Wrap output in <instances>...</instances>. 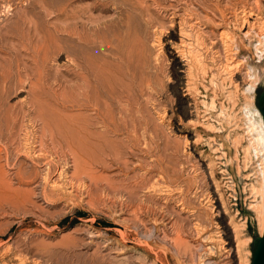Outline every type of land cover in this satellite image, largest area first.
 <instances>
[{"label": "rangeland", "instance_id": "374dc122", "mask_svg": "<svg viewBox=\"0 0 264 264\" xmlns=\"http://www.w3.org/2000/svg\"><path fill=\"white\" fill-rule=\"evenodd\" d=\"M2 1L6 3H3ZM54 1L55 4L58 5V8L61 7V5L63 4L62 0ZM130 1L132 3H130L129 0H113V2L112 0H73L72 3L67 6L65 12H58L57 9H54L55 13L52 12L53 10H51L50 13H47L36 6V4L39 2L38 0H0V14L3 15H0V33H4L3 36L6 35L2 39L0 38V42L3 41L2 43H0L2 46H0V264H202L203 259L207 260L206 262H212L211 264H213L214 262L217 264H241L235 254L232 258L224 259V257L226 256L225 255L218 256L216 259H211V261L208 260L209 256L206 255V250H208L209 248V241L206 239V236L208 235V232L214 233L216 231L215 224L217 223V219L215 217L216 215L211 213V210L209 208L210 206L207 207L205 205L207 201V199L205 198L207 192L205 191H208V188L212 191L215 189L213 185V178L220 184V189L224 193L226 200L229 201L230 206H232L233 210H239L238 219L241 221V223L243 222L245 224L244 236H246V238L249 237L251 239L248 245L246 246L245 251L243 252L245 261L243 260L242 264H252L256 242L261 237V234L257 215L250 208V204L253 203L254 200V197L250 191V186L251 184L255 183V164L254 161H248L246 159V155L244 152V120L241 108L242 104L245 102L243 90L248 86L249 81L247 78V64L255 66L260 76L259 83L256 86L252 98L253 105L258 110H260V108L264 105V58L261 61H258L254 49V43L257 37L254 36L253 33L249 36L245 35L244 32L247 31L248 28L243 31L239 27V18L242 15L243 10H245L246 12H253L252 17L249 18L250 21H248V24H250V22L254 21L255 19L257 20L258 18V20L264 21V0H220L221 3L223 2L221 4V9L223 11L222 20L217 15V0H133L134 2L132 0ZM183 1L185 3H183ZM159 2L160 6H157ZM10 3H12V5ZM96 3H105L108 9L110 10L106 12H99V10H90V8H92ZM111 3L113 4L110 5ZM200 3L202 6L200 5ZM114 4H116V6ZM125 4L128 6H126ZM133 4H135L136 6ZM163 5L166 8L163 7ZM167 6L169 7L168 9ZM173 6L176 7L175 10L174 8H172ZM203 6H205L206 8ZM124 7L125 10L127 9V12L125 11L126 15L122 21L119 20V13ZM140 7L141 12H143V15L141 13H139V15L137 14L140 11ZM192 7H194L195 9H193ZM131 8L133 10H131ZM25 10L28 11L25 12ZM30 10L32 11V13ZM136 11L138 12L136 13ZM91 12L92 15H94L95 17L101 16L100 21H107V24L103 25L98 30L99 32L97 31L95 33L97 40L102 41V44H95V46L90 49L87 48L85 50H81H83V52L85 51V53L87 51V54H84L86 56L90 55L88 57L90 59L92 58V61L95 62V64H102V66L100 65L99 67L105 69H102L104 72L109 70V73L112 74L114 78L117 76L116 78L118 79L120 76L122 77V75L126 73L125 63L128 62V65L130 63L129 66L132 69L131 71H129L131 72V78L122 77V80H120L121 78H119V81L116 79L114 80V87L117 86L116 90H119L118 84L120 83L125 85L124 90L126 92L120 93V98L117 97L115 98V100L112 101V113H110V115L113 114L115 116V121H113V115L112 117L110 116V121H112L113 123L110 122V124L108 125V131L107 128H104L101 123L96 125L97 122H100L99 119L101 115H99L100 117H98L97 110H95V108L90 105V100H88L90 94L88 93V90L84 88L83 80H81V78H78L79 80L75 79L76 77H81V70L76 67L74 62H72V64L69 58L67 60V54H65L66 52L61 51L59 55H54V58L53 55H50V57L45 56L46 51L44 53L45 55H42L44 52L42 50L45 49V46H47L49 42H52L50 44L51 46L53 45L52 47L58 44V46H56L55 48H64L70 45L67 39L62 38L65 33H57L55 31V28L61 30V28H63L62 26L65 27L66 25H71V27H78L79 29H82L83 26H94L96 22H92L88 18L86 19V16L88 17L89 13ZM173 12H176V14H178L174 16L176 18V25L174 27V29L176 30V37H174L173 40L179 41V37H177L179 36V28L177 24V22L179 21V17H183L185 21H187V27L190 30L192 29V33H195L197 29L200 30V32H204L203 34L205 36L207 44L209 47H211L209 48L208 52V54L210 53L208 56V62L213 67V73H216V68L215 66H213L215 64V62L213 63V61L216 60L214 52H216V50L218 49V46L216 47V43L217 41L220 42L218 37L221 31L224 30L226 33L229 34V36L234 37V42L235 44H237V49L233 50V52H231V49H234V47L230 45V43L232 44L231 40L227 41V39H225L226 45H228L226 46L227 48L221 45V48L219 47L222 52H225H223L224 54L222 53V59L224 58L223 60L227 61V59L230 58L229 61H232L233 64L238 62L239 67L234 73L235 77L233 76L236 80L233 79L229 81V78H226V76L228 75L227 74L225 76L226 80L223 81V85L221 86V90V87H217V89L210 83V80L213 77L211 76V74L209 79L205 81L207 89L201 86V91L203 92V94L199 96H194V100H191L189 102L191 103L190 111L194 112L193 116H195L192 118V122L190 119H188L191 116L188 117L183 115V117L179 113V108L182 103L186 106L187 109H189L188 103H186V86L185 84H177L178 73L176 70H174L172 61L167 59V52L171 51V47L164 40V32L168 34L167 28L168 31H171L169 23L173 18ZM195 12L197 16L195 15ZM213 12L214 14H212ZM103 13L104 15H102ZM132 14L133 17H131ZM146 14L151 18H148ZM213 15L217 17H214ZM128 16L129 18L131 17L130 21L127 18ZM126 18L128 20V23L127 21L124 22ZM21 19L24 20V25H26L29 21L27 25H29L31 29L29 27L28 29H26L27 26L25 27L22 24L23 21ZM145 19L147 22L145 21ZM150 19L152 20V22L150 21ZM34 20L36 21V23ZM156 20L157 22H155ZM160 20L161 22H159ZM85 21L88 22L86 23ZM71 22L73 24L75 22L74 26ZM219 22L221 25H219ZM129 23L130 25L132 23V25L130 26ZM161 23L163 28L160 25ZM192 25H194V27ZM11 26L12 28H10ZM34 26L39 27L38 29L40 30V32L36 31ZM127 26L130 30H132L131 32L127 28ZM15 28L18 32L20 31V35L18 34ZM164 28L166 29L163 31ZM2 29L8 30H5L7 33ZM20 29L22 31L24 29V34H22L23 32ZM26 30L28 31V33ZM9 32L12 33L10 34ZM13 34H17V36ZM26 34H28L27 36H29L30 38L27 37ZM58 34L59 36H63L59 37ZM22 36H24V38ZM45 37L47 41L45 40ZM54 37L57 39H55ZM129 37H131V39ZM217 38L218 40H216ZM22 39L25 40L22 41ZM28 39L30 42L28 41ZM160 39L164 41L163 48L159 47L161 45H158V42L161 41ZM213 40L216 41L215 44L213 43ZM103 44L106 45L103 46ZM13 47H15L16 49ZM39 47L41 48V50ZM111 47L112 49H110ZM32 49H34V51ZM135 52L136 54L134 55ZM230 53H233V55H231ZM4 55L6 58L4 57ZM115 55L117 56V59ZM126 56L128 58H126ZM97 57L99 60L97 59ZM225 57L227 59H225ZM41 59L42 61H40ZM45 59L47 62H45ZM126 59H129V61L131 62ZM115 61L117 63H115ZM226 61H223V63L226 64ZM110 62L111 64H109ZM142 63L144 64V66L142 65ZM4 65H7L6 67L8 68H6ZM67 67L69 69H67ZM75 72H79V74L77 73L75 75ZM132 72L135 73L134 76ZM9 73L11 76L8 75ZM138 74L140 76H138ZM4 75L6 78L4 77ZM8 76L10 77V79H12L11 81ZM3 77L8 80L6 81ZM132 78L134 79V81L132 80ZM20 79H22L21 81H23L21 82V84H25H22L24 86L17 84V82H20ZM125 79H130V81L133 82V86H131L132 84L128 83V86L130 85L131 87H127L126 83L128 81L125 82ZM80 80L82 81V84H77V81L80 82ZM138 80L139 82L141 81V85L138 84ZM234 81H236V84H234ZM38 82H40V84ZM134 82L136 86L134 85ZM2 83H4V85H6L7 83L8 87L11 83V85L13 86L11 87V89L9 88V90L13 91L7 93L8 95H6V93L2 91L4 86ZM30 83L34 84L35 86L32 87L33 85L31 86ZM136 83L139 86H142L143 88H139ZM14 85L18 86L16 87ZM157 85L159 87H157ZM27 86L28 88L30 87L33 92L36 88V93L34 92V95H32L33 92L31 90L25 89L27 88ZM14 87L18 89H15ZM130 89L134 90V93L132 92V90L129 92ZM135 89L138 91H136ZM24 90L28 91L26 92ZM42 90H44V92ZM63 91H65L66 94H64L65 92L63 93ZM40 92L43 96L40 95ZM28 93L32 97H35L36 94L37 97L41 96L39 98H35L38 99V101H42V99L43 101H45L44 103L47 106H43V108H45V111L47 112V115L50 116V118L54 117V119H56L57 117L58 119L61 114L60 119H58L59 121L56 120L53 122L54 119L52 120L53 124L51 127L53 132H56L54 140L51 139V136L48 133L49 128L47 127L46 129V127H44V129L47 130L46 133L45 130L42 128V121L39 118L37 119L34 107V103L36 100H32L33 102L31 100L29 101L30 98H34H32ZM230 93L231 95L233 93L232 99H230ZM1 94L3 95V97ZM9 94L11 96H9ZM63 94L64 96H66L65 98H63L62 96ZM73 94L75 97L73 96ZM77 94L80 95V97H78ZM83 94H85V98ZM123 94L127 96L125 97L123 96ZM215 94H217V97L220 100L222 107H220L219 104L217 110L207 111V108L201 103V101L205 100L207 101V103H210L211 98ZM7 96L9 98H7ZM69 96L71 97L70 99ZM86 96H88V99H86ZM121 96H123L124 99L126 98L130 100L125 99L126 101L124 102V99L122 100ZM60 98L64 101L62 102ZM73 98L74 100L72 101L71 99ZM117 99H119L118 103H116ZM131 99H134L136 103H134V101H132ZM65 100L71 102L69 103ZM78 100H80V102L84 100V102L82 101L80 103L78 102ZM46 101L50 103L49 106H51L52 109L50 107V109L48 108V104L46 103ZM193 101L194 103L192 104ZM137 102L140 104L138 105ZM195 102L198 104V110L194 106ZM31 103H33V105ZM85 103L88 104L86 105ZM31 105L33 108L30 107ZM82 105L84 107H82ZM19 107H23L24 109L22 110V108ZM91 107L94 110H91ZM47 108L49 109L50 114L48 113ZM120 109H123V111L125 109V111H127L123 113V111ZM165 110L166 112H163ZM53 111H55V114L52 113ZM56 113L57 116H53L56 115ZM219 113H222V115L218 116ZM34 115H36L35 119ZM125 115H127L128 117L126 118ZM63 116L66 118H64ZM70 117H73L74 121H80L81 119H83V121L87 123V125L89 123V125L87 126L88 128H86V130H88L86 131L84 130V128H82L83 121H77L76 123V121L74 122L72 120L73 118ZM61 118L63 120L65 119L64 121H66V125H63L64 121ZM121 118L123 121H119V119ZM180 118L182 119L183 124L182 121L179 120ZM69 120L71 122L73 121L74 123L67 122ZM127 120L130 122H128ZM55 122H57V124L60 123V125H58L60 126V129H63V127H65L62 130L63 134L61 130L59 132V128H56L58 126L55 125ZM91 122L95 123L93 124ZM80 123L82 125L78 126ZM119 123L123 124V126H121ZM67 124H69V127H67ZM113 124L114 126H112ZM127 124L129 127L127 126ZM209 124L215 125L218 131H210L208 127ZM71 125H73L74 127H72ZM131 126L134 127V129ZM135 126L138 128H135ZM68 128L70 132L69 130L67 132L66 129ZM115 128L120 129L121 132L117 131V129ZM54 129L56 131H54ZM93 129L94 132H92L91 134V130L93 131ZM74 130L77 132H74ZM114 130L120 135L113 132ZM102 131L103 134H101ZM104 131L108 133L109 136L108 134L105 136ZM128 132L130 134H128ZM72 133L74 134L72 135ZM86 133L88 135H84ZM97 133L98 135H103L102 138L100 136L96 137L98 136ZM185 133H187L188 135V146H186L180 138V136L184 135ZM59 134H62V137ZM79 134H83V138L79 136ZM93 134H95L96 136H94ZM63 135H66L68 138L63 137ZM70 135L72 137L75 136L74 138H77V140L74 141L75 139L70 137ZM90 135H93V137ZM87 136L90 137L87 138ZM107 136L110 139L106 138ZM137 136L139 139L137 138ZM131 137H133L134 139H130ZM235 137H238L240 140L238 146H234L233 139ZM114 138L118 140H115ZM56 139H58L57 142H55ZM67 139L69 141H67ZM96 140H99L100 142H97ZM94 141L97 143L95 144ZM102 141H105L107 143H103ZM123 141H125L124 144H122ZM69 142L71 146L69 145ZM82 143L84 144L81 146ZM102 143L106 144L105 148ZM41 144H43L42 147ZM64 144L66 146L68 144V146L72 148H70L72 152L69 151V147H66ZM80 149H82L84 153L80 151ZM85 151H87L88 153H85ZM108 151H111L112 153ZM120 152L122 154L124 152L125 153L122 155ZM116 153H120L119 155L121 157L119 156V158H117L118 154L116 155ZM75 158H77L78 160H76ZM96 160L98 164L97 162H94ZM101 160H104L103 162L107 164L109 162L107 167L105 166V163H103ZM125 160H128L129 163ZM119 161L120 163H118ZM209 164L210 168H212V178L210 174L211 170L208 168ZM124 165L127 167L125 168ZM92 175H96L94 176L96 177L95 180H92L94 179ZM99 175H101L100 178ZM129 175L130 177L132 176L133 179H129ZM102 176H106L108 178L105 177V180V178ZM98 178L99 180L104 179L106 183L108 179L109 182L107 184L109 185L112 183V181L115 182H113L114 184L110 185V189V186L107 185L105 181H100L99 184V180H97ZM112 178H115V180H112ZM201 178L203 179V181ZM205 178L208 181L204 180ZM116 180H118L119 182H117ZM101 182L105 184L102 185ZM130 183H132L135 188L131 186L132 184ZM120 184L121 187L125 190L122 189L121 191V189L118 188L120 187ZM116 185L118 189L116 188ZM107 186L109 187L107 188ZM112 187H114L116 191ZM125 187L129 190V192L131 191L132 195L133 192H137L136 194L138 195V197L136 196L137 198H132L131 203L127 205L125 202H128V192ZM138 187H141L142 189ZM104 188L107 189L105 190ZM113 191H115V193H118L113 194ZM107 195H109V197H107ZM99 196H102V198H98ZM185 197L187 198L185 199ZM93 198H96V200H93ZM114 198L116 201L114 200ZM98 199L101 200L99 203ZM103 200L106 202L104 204H100L103 203ZM182 200L184 202H187L185 203V207L184 204H182ZM93 202L98 204L96 205ZM120 207H123L121 208L122 210L120 209ZM150 208L153 210H151ZM154 208L157 209V211ZM160 208L163 210H161ZM159 209L161 210V212ZM158 212L160 214H158ZM194 219H201L202 223L205 221L203 223V226L206 227L203 232H198L196 230L195 222H198L199 220L196 221ZM136 221H138L140 224H138ZM136 224H138L139 226ZM179 227L180 231H178ZM188 231L191 232L189 233ZM181 233L186 234L183 235ZM178 234H180V238L184 240L181 241L183 242V244H180L179 238L177 239L179 240L177 241V244L179 243V247H181L179 250V247H177L178 245H175L177 238L176 235ZM191 234H193V236H191ZM184 242H187L186 245L188 244L187 249H189L188 246H190L191 250L186 249V252H184L186 248H184V246H186ZM174 246H176L177 248ZM174 251H176V253ZM184 253H186V255ZM200 256H203V258H200ZM189 257L191 260L189 259Z\"/></svg>", "mask_w": 264, "mask_h": 264}, {"label": "bare ground", "instance_id": "6f19581e", "mask_svg": "<svg viewBox=\"0 0 264 264\" xmlns=\"http://www.w3.org/2000/svg\"><path fill=\"white\" fill-rule=\"evenodd\" d=\"M14 1V0H13ZM22 1V0H21ZM24 1V0H23ZM37 1V0H36ZM39 2L36 4V6L37 7H39V8H41L42 10H44L45 12H47V13H50V11L51 10H53L52 12H54V9H57L58 10V12L59 11H63V12H65L66 11V8H67V6H69L71 3H72V1L73 0H62L63 1V4L61 5V7H59L58 8V5L57 4H55V1L54 0H38ZM79 1V0H78ZM105 1V0H104ZM128 1V0H127ZM133 1V0H132ZM150 1V0H149ZM151 1H154V0H151ZM161 1V0H160ZM182 1V0H181ZM195 1V0H194ZM202 1V0H201ZM204 1V0H203ZM3 2V1H2ZM96 2V1H95ZM111 2V1H110ZM112 2H113V0H112ZM129 2L130 3H132L130 0H129ZM134 2V1H133ZM136 2V1H135ZM179 2V1H178ZM187 2V1H186ZM191 2V1H190ZM3 3H6V2H3ZM13 3H15V2H13ZM115 3V2H114ZM116 3H119V2H116ZM145 3V2H144ZM153 3V2H152ZM183 3H185L184 1H183ZM182 3V4H183ZM197 3V2H196ZM223 3V2H222ZM221 1L220 0H217V15H218V17L222 20V18H223V11H222V9H221ZM11 5H12V3H10ZM89 4H90V2H89ZM113 3H111L110 5H112ZM122 4V3H121ZM120 4V5H121ZM137 4V3H136ZM147 4V3H146ZM166 4H167V2H166ZM165 4V5H166ZM173 4V3H172ZM187 4V3H186ZM188 4H189V2H188ZM26 5V4H25ZM115 6H116V4H114ZM126 5V4H125ZM133 5H135V4H133ZM160 6V2H159V4H157V6ZM168 5H169V3H168ZM174 5H175V3H174ZM190 5H193V4H190ZM198 5V4H197ZM200 5H201V3H200ZM14 6V5H13ZM35 6V7H36ZM123 6H124V4H123ZM126 6H128V5H126ZM131 6V5H130ZM136 6V5H135ZM134 6V7H135ZM147 6V5H146ZM181 6H183V5H181ZM202 6V5H201ZM3 7V6H2ZM10 7V6H9ZM8 7V8H9ZM122 7V6H121ZM132 7V6H131ZM150 7V6H149ZM162 7V6H161ZM163 7H165L164 5H163ZM179 7V6H178ZM199 7V6H198ZM203 7H205V6H203ZM223 7V6H222ZM7 8V9H8ZM13 8V7H12ZM127 8V7H126ZM166 8V7H165ZM169 7L167 6V9H168ZM170 8H171V6H170ZM172 8H174V10L176 9V7L175 6H173ZM189 8V7H188ZM193 9H195L194 7H192ZM192 8H191V10H192ZM206 8V7H205ZM5 9V8H4ZM136 9V8H135ZM134 9V10H135ZM10 10V9H9ZM56 10V11H57ZM90 10H99V12H106V11H108V10H110V9H108V7H107V5L105 4V3H96L92 8H90ZM130 10V9H129ZM131 10H133L132 8H131ZM130 10V11H131ZM138 10V9H137ZM142 10H144V9H142ZM207 10H208V8H207ZM235 10V9H234ZM253 10V9H252ZM3 11V10H2ZM26 11H28V10H25V12ZM31 11V10H30ZM40 11V10H39ZM120 11V10H119ZM127 12V9L125 10V7L124 8H122L121 9V12L119 13V20H122L123 21V19H124V17H125V13ZM206 11V10H205ZM237 11V10H236ZM4 12V11H3ZM2 12V13H3ZM7 12V11H6ZM5 12V13H6ZM16 12H17V10H16ZM25 12H24V14H25ZM43 12V11H42ZM51 12V13H52ZM90 12V11H89ZM134 12V11H133ZM138 11H136V13H137ZM146 12V11H145ZM165 12V11H164ZM168 12V11H167ZM187 12V11H186ZM235 12V11H234ZM10 13V12H9ZM31 13H32V11H31ZM55 13V12H54ZM135 13V12H134ZM139 13H143V12H141V7H140V11L137 13L138 15H139ZM150 13V12H149ZM185 13V12H184ZM8 14V13H7ZM39 14V13H38ZM81 14V13H80ZM101 14V13H100ZM99 14V15H100ZM180 14H181V12H180ZM183 14V13H182ZM212 14H214V12L212 13ZM225 14H226V12H225ZM237 14V13H236ZM0 15H2V14H0ZM47 15V14H46ZM51 15H53V14H51ZM88 15V14H87ZM102 15H104V13L102 14ZM106 15V14H105ZM131 15V14H130ZM143 15V14H142ZM150 15V14H149ZM152 15V14H151ZM166 15V14H165ZM172 15H173V18L171 19V22L169 23V25H170V28H171V31L169 30L168 31V28H167V33L168 34H166L165 32H164V36H165V38H164V40H165V42H167L169 45H170V47H171V51H169V52H167V54H168V58L167 59H169L170 61H172V63H173V66H174V70H176L177 71V73H178V75H177V84H179V85H182V84H185V86H186V90L185 91H187V99H186V103H188V106H189V109H187L186 108V106L182 103H180L181 104V106H180V108H179V113L183 116V115H185V116H188V117H190V118H188V119H190L191 120V122H192V118L193 117H195V116H193V113L194 112H192V111H190V104L191 103H189L191 100H194V96H199V95H202L203 94V92L201 91V86H203L205 89H207V86L205 85V81L206 80H208L209 79V77H210V75L211 76H213L212 78H211V80H210V83L212 84V86H214L215 88H217V87H221L222 85H223V81L224 80H226V78L228 77L229 78V81H231V80H233V79H235L234 77V73H235V71H237V68L239 67V64H238V62H236V63H234L233 64V62L232 61H229V59L230 58H226L225 57V59H227V61H229V62H227L226 60H223L222 59V53L224 52H222V50H220L219 49V47H220V45L221 46H228V45H226V41H225V39H227V41H229V40H231L232 41V44L230 43V45L232 46V47H234V49H231L232 51L231 52H233V50H236L237 49V44H235V42H234V37H232V36H229V34L228 33H226L224 30L223 31H221V33H220V35H219V40H220V42H218L217 41V43H216V47L218 46V49L216 50V52H214L215 53V61H213V63L215 62V64L213 65V66H215V68H216V73H213V71H212V66L210 65V63L208 62V56H209V54H208V52H209V48H211V47H209L208 46V44H207V41H206V39H205V36H204V32H200V30H196V32L195 33H192V29L190 30L188 27H187V21H185V19L183 18V17H179V21L177 22V24H178V30H179V36H177V37H179V41H176V40H173V38L174 37H176V30L174 29V27H175V25H176V18L174 17V16H176V15H178V14H176V12H173L172 13ZM184 15V14H183ZM193 15V14H192ZM195 15H196V12H195ZM241 15V14H240ZM252 15H253V12H246L245 10H243V12H242V15L240 16V18H239V21H240V24H239V27L244 31L246 28H248V30L247 31H245L244 33H245V35L246 36H249V35H251L252 33L254 34V36H256L257 38H256V41H255V43H254V49H255V52H256V55H257V58H258V61H261L263 58H264V21H260V20H254V21H252V22H250V24H248V21H250L249 20V18H251L252 17ZM254 15H256V14H254ZM3 16V15H2ZM14 16V15H13ZM35 16V15H34ZM38 16V15H37ZM50 16V15H49ZM146 16H147V14H146ZM167 16V15H166ZM186 16V15H185ZM184 16V17H185ZM197 16V15H196ZM214 16V15H213ZM1 17V16H0ZM15 17V16H14ZM27 17V16H26ZM77 17H79V16H77ZM112 17V16H111ZM131 17H133V14H132V16ZM130 17V18H131ZM136 17V16H135ZM145 17V16H144ZM148 18H151L150 16H147ZM152 17H154V16H152ZM200 17V16H199ZM214 17H217V16H214ZM254 17V16H253ZM25 18V17H24ZM23 18V19H24ZM30 18V17H29ZM51 18V17H50ZM55 18V17H54ZM89 19V20H91L92 22H96V24L94 25V26H92V27H85V26H83L82 27V29H79L78 27H71V25L70 26H68V25H66L65 27L64 26H62L63 28H61V30L60 29H57V28H55V31L58 33H60V32H62V33H65L64 34V36L63 35H61V36H59V34H58V36L59 37H62V38H65V39H67L68 40V42H69V46H66V47H64V48H55L56 46H58V44H56L55 45V43H54V47H52L50 44L52 43H50L49 42V44L47 45V43H46V45L47 46H45V49L44 50H42V51H44L43 52V54L42 55H45L44 53H45V51H46V55L45 56H49L50 57V55H53V58H54V55L56 56V55H59L60 54V52L61 51H65L66 53L65 54H67L66 56H67V60H68V58H69V60L71 61V63L72 62H74V64L76 65V67H78L80 70H81V77H76L75 79H78V78H81V80H83V85H84V88H86L87 90H88V93L90 94V96H89V99H88V96H86L87 98L86 99H88V100H90V105H92L94 108H95V110H97V116L98 117H100L99 115H101V117H100V119H99V121L100 122H97L96 123V125H98V124H102L103 126H104V128H107L108 127V125L110 124V122H112V121H110V116L112 117V115H110V113H112L111 112V104H112V101L113 100H115V98H120V93H125L126 91L124 90V87H125V85L124 84H118L119 86V90H116V88H117V86H115L114 87V84H115V79L116 80H118L119 81V78H121L120 80H122L123 78H126V77H128V78H131L132 76H130V73L131 72H129V71H131L132 69H131V67L129 66L130 65V63H129V65L127 64L128 62L127 61H125V62H127V63H125V62H123V63H125V65H126V73H122L123 75H122V77L120 76L118 79L115 77H113L112 76V74H110L109 72V70H107L106 72H104L103 70H105V69H103L102 67H99L100 65L102 66V64H95V62H93L92 60V58L90 59L88 56H90V55H85V54H87V51H86V53H85V51L83 52V50H81V49H87V48H92V47H94L95 46V44H102V41H99V40H97V38H96V36H95V33L103 26V25H106L107 24V21H100L101 20V16H97V17H95L94 15H92V12L91 13H89V15H88V17L86 16V19ZM106 18H107V16H106ZM128 18V20L130 21V18H129V16L127 17ZM127 18H126V20H124V22L125 21H127V23H128V20H127ZM141 18V17H140ZM20 19V18H19ZM74 19V18H73ZM82 19V18H81ZM86 19H84V20H86ZM187 19V18H186ZM199 19V18H198ZM201 19V18H200ZM203 19V18H202ZM212 19V18H211ZM22 20V19H21ZM20 20V21H21ZM26 20H27V18H26ZM31 20V19H30ZM32 20H33V17H32ZM83 20V19H82ZM102 20H103V18H102ZM118 20V21H119ZM155 20V19H154ZM190 20V19H189ZM188 20V21H189ZM23 21V25H24V20H22ZM35 21V20H34ZM38 21H40V20H38ZM57 21V20H56ZM144 21V20H143ZM145 21H146V19H145ZM150 21L152 22V20L150 19ZM205 21V20H204ZM214 21V20H213ZM238 21V22H239ZM31 22V21H30ZM53 22V21H52ZM65 22V21H64ZM63 22V23H64ZM70 22V21H69ZM78 22V21H77ZM76 22V23H77ZM86 22V21H85ZM88 22V21H87ZM86 22V23H87ZM147 22V21H146ZM155 22H157V20L155 21ZM159 22H161V20L159 21ZM207 22V21H206ZM215 22V21H214ZM235 22H236V20H235ZM28 23H29V21H28ZM27 23V24H28ZM35 23H36V21H35ZM39 23V22H38ZM41 23V22H40ZM56 23H58V22H56ZM62 23V22H61ZM72 23V22H71ZM119 23V22H118ZM149 23V22H148ZM194 23V22H193ZM196 23V22H195ZM200 23V22H199ZM218 23V22H217ZM19 24V23H18ZM26 24V23H25ZM24 25L25 27H26V29H28V27H29V25ZM73 24V23H72ZM74 24H75V22H74ZM74 24H73V26H74ZM79 24H81V23H79ZM92 24H94V23H92ZM125 24V23H124ZM123 24V25H124ZM156 24V23H155ZM158 24V23H157ZM165 24H167V23H165ZM189 24V23H188ZM9 25V24H8ZM21 25V24H20ZM19 25V26H20ZM22 25V26H23ZM32 25H33V23H32ZM54 25V24H53ZM120 25V24H119ZM129 25H130V23H129ZM131 25H132V23H131ZM130 25V26H131ZM159 25V24H158ZM157 25V26H158ZM161 26H162V23L160 24ZM219 25H221L220 24V22H219ZM218 25V26H219ZM39 26H41V25H39ZM59 26V25H58ZM78 26V25H77ZM81 26V25H80ZM150 26V25H149ZM165 26V25H164ZM193 27H194V25H192ZM3 27V26H2ZM7 27V26H6ZM9 27V26H8ZM35 27V30L36 31H38V32H40V30L38 29L39 27H36V26H34ZM125 27H126V25H125ZM160 27V26H159ZM190 27V26H189ZM200 27V26H199ZM10 28H12V26L10 27ZM20 28V27H19ZM22 28V27H21ZM30 28V27H29ZM41 28V27H40ZM54 28H53V30H54ZM127 28L129 29V27L127 26ZM162 28H163V26H162ZM162 28H161V30H162ZM14 29V28H13ZM16 29V28H15ZM31 29V28H30ZM42 29V28H41ZM160 29V28H159ZM166 28H164L163 29V31L165 30ZM3 30V29H2ZM6 29H4L3 31H5ZM10 30V29H9ZM19 30V29H18ZM21 30V29H20ZM45 30V29H44ZM103 30V29H102ZM113 30V29H112ZM130 30V29H129ZM134 30V29H133ZM174 30H175V32H174ZM6 31H8V30H6ZM5 31V32H6ZM16 31H17V29H16ZM22 31V30H21ZM23 31H24V29H23ZM22 31V32H23ZM27 31V30H26ZM43 31V30H42ZM121 31V30H120ZM127 31V30H126ZM132 30H130V32H131ZM2 32V31H1ZM13 32H14V30H13ZM18 32V31H17ZM16 32V33H17ZM32 32H33V28H32ZM45 32H47V31H45ZM99 32V31H98ZM114 32V31H113ZM160 32V31H159ZM7 33V32H6ZM10 33V32H9ZM12 33V32H11ZM10 33V34H11ZM27 33H28V31H27ZM61 33V34H62ZM120 33V32H119ZM243 33V32H242ZM4 34V33H3ZM3 34L2 33H0V35H1V39L2 38H4V36H6V35H4L3 36ZM9 34V35H10ZM18 34L20 35V31L18 32ZM22 34H24V32L22 33ZM30 34V33H29ZM34 34V33H33ZM55 34V33H54ZM100 34V33H99ZM115 34V33H114ZM161 34H163V33H161ZM13 35H16L17 36V34H13ZM19 35H18V37H19ZM28 34H26V36H27ZM53 35V34H52ZM131 35V34H130ZM25 36V35H24ZM24 36H22L23 38H24ZM55 36V35H54ZM137 36V35H136ZM161 36V35H160ZM216 36V35H215ZM8 37V36H7ZM10 37V36H9ZM27 37H29V36H27ZM34 37V36H33ZM37 37V36H36ZM48 37V36H47ZM57 37V36H56ZM105 37V36H104ZM104 37H103V39H104ZM117 37V36H116ZM132 37V36H131ZM131 37H129L130 39H131ZM139 37V36H138ZM159 37V36H158ZM26 38V37H25ZM30 38V37H29ZM49 38V37H48ZM55 38V37H54ZM218 38L216 39V40H218ZM0 39V40H1ZM11 39V38H10ZM27 39V38H26ZM35 39V38H34ZM55 39H57V38H55ZM54 39V40H55ZM105 39H108V38H105ZM113 39V38H112ZM127 39V38H126ZM125 39V40H126ZM5 40H7V39H5ZM5 40H4V42H5ZM25 40V39H24ZM23 39H22V41H24ZM45 40H46V37H45ZM45 40H44V42H45ZM50 40H51V38H50ZM116 40V39H115ZM128 40V39H127ZM134 40V39H133ZM161 40V39H160ZM27 41V40H26ZM28 41H29V39H28ZM47 41V40H46ZM111 41V40H110ZM138 41V40H137ZM142 41V40H141ZM214 41V40H213ZM3 42V41H2ZM2 42H0V43H2ZM15 42V41H14ZM30 42V41H29ZM32 42V41H31ZM37 42V41H36ZM54 42V41H53ZM56 42V41H55ZM60 42V41H59ZM134 42V41H133ZM215 42L216 41H214L213 43L215 44ZM10 43V42H9ZM24 43V42H23ZM119 43V42H118ZM138 43V42H137ZM136 43V44H137ZM159 44L158 45H161V46H159V47H161V48H163V45H164V41L163 40H161V41H159L158 42ZM212 43V44H213ZM8 44V43H7ZM12 44V43H11ZM27 44H28V42H27ZM35 44V43H34ZM109 44V43H108ZM115 44V43H114ZM121 44V43H120ZM128 44V43H127ZM134 44V43H133ZM213 44V45H214ZM15 45V44H14ZM19 45V44H18ZM17 45V46H18ZM33 45V44H32ZM104 45H106V44H103V46ZM123 45V44H122ZM131 45H132V43H131ZM210 45V44H209ZM229 45V46H230ZM0 46H1V44H0ZM29 46V45H28ZM60 46V45H59ZM108 46V45H107ZM106 46V47H107ZM130 46V45H129ZM215 46V45H214ZM2 47V46H1ZM20 47V46H19ZM30 47V46H29ZM31 47H33V46H31ZM35 47V46H34ZM47 47V48H46ZM62 47V46H61ZM101 47H102V45H101ZM231 47V48H232ZM4 48V47H3ZM7 48V47H6ZM11 48V47H10ZM13 48H15V47H13ZM27 48V47H26ZM40 48V47H39ZM44 48V47H43ZM122 48V47H121ZM140 48H141V46H140ZM221 48V47H220ZM227 48V47H226ZM16 49V48H15ZM14 49V50H15ZM23 49V48H22ZM36 49V48H35ZM110 49H112V47L110 48ZM129 49H130V47H129ZM230 49V48H229ZM2 50V49H1ZM24 50V49H23ZM29 50V49H28ZM27 50V51H28ZM31 50V49H30ZM33 51H34V49H32ZM40 50H41V48H40ZM173 50V51H172ZM103 51H104V49H103ZM131 51V50H130ZM213 51V50H212ZM226 51H228V50H226ZM36 52H37V50H36ZM106 52V51H105ZM120 52H121V49H120ZM129 52V51H128ZM133 52V51H132ZM139 52V51H138ZM163 52V51H162ZM5 53H6V51H5ZM27 53V52H26ZM85 53V54H84ZM123 53V52H122ZM212 53V52H211ZM225 53V52H224ZM223 53V54H224ZM88 54H90V53H88ZM114 54V53H113ZM129 54V53H128ZM131 54V53H130ZM136 54V52L134 53V55ZM160 54V53H159ZM231 54V53H230ZM229 54V55H230ZM2 55V54H1ZM15 55H16V53H15ZM112 55V54H111ZM110 55V56H111ZM117 55V54H116ZM115 55V56H116ZM127 55V54H126ZM141 55V54H140ZM231 55H233V53L231 54ZM14 56V55H13ZM19 56V55H18ZM96 56V55H95ZM102 56V55H101ZM123 56V55H122ZM213 56V55H212ZM225 56V55H224ZM4 57H5V55H4ZM121 57V56H120ZM228 57V56H227ZM233 57V56H232ZM6 58V57H5ZM8 58V57H7ZM106 58V57H105ZM108 58V57H107ZM124 58V57H123ZM126 58H128L127 56H126ZM137 58V57H136ZM10 59V58H9ZM26 59V58H25ZM97 59H98V57H97ZM116 59H117V56H116ZM121 59V58H120ZM210 59H212V58H210ZM209 59V60H210ZM16 60V59H15ZM23 60V59H22ZM34 60V59H33ZM35 60H36V57H35ZM50 60V59H49ZM48 60V61H49ZM99 60V59H98ZM97 60V61H98ZM101 60V59H100ZM125 60V59H124ZM126 60H128L129 61V59H126ZM131 60V59H130ZM138 60V59H137ZM141 60V59H140ZM214 60V59H213ZM232 60V59H231ZM40 61H42V59L40 60ZM102 61V60H101ZM105 61H107V60H105ZM104 61V62H105ZM109 61V60H108ZM112 61V60H111ZM118 61V60H117ZM122 61H123V59H122ZM223 61H226V64H224L223 63ZM5 62V61H4ZM7 62V61H6ZM12 62V61H11ZM45 62H47L46 61V59H45ZM44 62V63H45ZM67 62V61H66ZM104 62H102V63H104ZM129 62H131V61H129ZM18 63V62H17ZM39 63H41V62H39ZM44 63H43V65H44ZM53 63V62H52ZM115 63H117L116 61H115ZM121 63V62H120ZM149 63V62H148ZM147 63V64H148ZM6 64V63H5ZM7 64H9V63H7ZM28 64V63H27ZM73 64V63H72ZM108 64V63H107ZM106 64V65H107ZM109 64H111V62L109 63ZM132 64V63H131ZM24 65V64H23ZM42 65V64H41ZM74 65V66H75ZM118 65V64H117ZM120 65V64H119ZM124 65V64H123ZM142 65L144 66V64L142 63ZM150 65V64H149ZM5 66V65H4ZM7 66V65H6ZM5 66V67H6ZM66 66H68V65H66ZM104 66V65H103ZM110 66V65H109ZM154 66V65H153ZM156 66V65H155ZM27 67V66H26ZM72 67V66H71ZM117 67V66H116ZM242 67V66H241ZM6 68H8V67H6ZM13 68V67H12ZM11 68V69H12ZM41 68V67H40ZM107 68V67H106ZM115 68V67H114ZM118 68V67H117ZM159 68V67H158ZM26 69V68H25ZM32 69V68H31ZM44 69V68H43ZM67 69H69L68 67H67ZM103 69V70H102ZM134 70H135V68H134ZM139 70V69H138ZM150 70V69H149ZM3 71H5V70H3ZM9 71V70H8ZM113 71V70H112ZM119 71H121V70H119ZM118 71V72H119ZM147 71V70H146ZM153 71V70H152ZM175 71V72H176ZM43 72V71H42ZM71 72V71H70ZM157 72V71H156ZM6 73V72H5ZM62 73V72H61ZM78 74H79V72H77ZM76 72H75V75L77 74ZM111 73H113V72H111ZM141 73V72H140ZM155 73V72H154ZM1 74V73H0ZM19 74V73H18ZM22 74V73H21ZM114 74H116V73H114ZM132 74H133V76H134V74L135 73H133L132 72ZM157 74V73H156ZM171 74V73H170ZM228 74V75H227ZM8 75H10V73L8 74ZM154 75V74H153ZM227 75V76H226ZM236 75V74H235ZM11 76V75H10ZM20 76V75H19ZM22 76V75H21ZM79 76V75H78ZM138 76H140L139 74H138ZM142 76V75H141ZM149 76V75H148ZM165 76V75H164ZM225 76H226V78H225ZM234 76V77H233ZM4 77H5V75H4ZM3 77V78H4ZM9 77V76H8ZM40 77V76H39ZM65 77V76H64ZM143 77V76H142ZM157 77V76H156ZM259 73H258V70H257V68L255 67V66H252V65H250V64H247V78H248V86L246 87V88H244V90H243V93H244V96H245V102L242 104V108H241V111H242V114H243V120H244V129H243V132H244V138H245V146H244V152H245V155H246V159L248 160V161H254V164H255V166H254V176H255V183L254 184H251V186H250V191H251V193H252V195H253V197H254V200H253V203H251L250 204V208L256 213V215H257V218H258V221H259V229H260V234H261V236L264 234V119H263V116H262V113L260 112V110H258L256 107H254V105H253V101H252V98H253V94H254V91H255V89H256V86L258 85V83H259ZM1 78H2V76H1ZM6 78V77H5ZM4 78V79H5ZM66 78H68V77H66ZM65 78V79H66ZM134 78V77H133ZM132 78V80L134 81V79ZM136 78V77H135ZM139 78V77H138ZM137 78V79H138ZM169 78V77H168ZM4 79H2V80H4ZM9 79H10V77H9ZM18 79H19V77H18ZM74 79V80H75ZM6 81L8 80V79H5ZM12 79H10V81H11ZM22 79H20V82H17V84H20L21 86H24L25 84L24 83H22V84H24V85H22L21 84V82H23V81H21ZM38 80V79H37ZM41 80V79H40ZM69 80V79H68ZM67 80V81H68ZM79 80V79H78ZM80 80V82L79 81H77V84L78 83H81L82 81ZM140 80V79H139ZM139 80H138V82H139ZM170 80V79H169ZM236 80V79H235ZM48 81V80H47ZM63 81V80H62ZM66 81V82H67ZM126 81H128L127 83H126V85H127V87H129L128 86V83H130V84H132L131 86H133V82L132 81H130V79H128V80H126L125 79V82ZM151 81V80H150ZM238 81V80H237ZM4 82V81H3ZM32 82V81H31ZM41 82V81H40ZM40 82H38L39 84H40ZM65 82V81H64ZM76 82V81H75ZM135 82H136V80H135ZM135 82H134V85H135ZM137 82V83H138ZM141 82V81H140ZM140 82L138 83L139 85H141L140 84ZM149 82V81H148ZM233 82V81H232ZM235 83L234 84H236V81H234ZM5 83V82H4ZM4 83H2L3 85H4ZM12 83V82H11ZM11 83H10V85H9V87H8V85H7V83H6V85H4L3 86V92L4 93H6V95H8L7 93H10V92H12L11 90H9V88L11 89V87L13 86V85H11ZM136 83V84H137ZM231 83V82H230ZM238 83V82H237ZM8 84H9V82H8ZM14 84H15V82H14ZM31 84V83H30ZM42 84V83H41ZM66 84V83H65ZM69 84V83H68ZM68 84H67V86H68ZM76 84V85H77ZM82 84V83H81ZM116 84H117V82H116ZM137 84V85H138ZM147 84V83H146ZM159 84V83H158ZM29 85V84H28ZM33 85V86H32ZM38 85V84H37ZM36 85V86H37ZM44 85H45V83H44ZM138 85V87L140 88H143L142 86H139ZM143 85V84H142ZM149 85V84H148ZM152 85V84H151ZM14 86H16V85H14ZM18 86V85H17ZM16 86V87H17ZM30 86V85H29ZM31 86L32 87H34L35 85L34 84H31ZM42 86V85H41ZM40 86V87H41ZM78 86V85H77ZM130 86V87H131ZM136 86V85H135ZM177 86V85H176ZM31 87V88H32ZM157 87H159L158 85H157ZM235 87V86H234ZM2 88V87H1ZM15 88V87H14ZM20 88V87H19ZM22 88V87H21ZM37 88H39V87H37ZM64 88V87H63ZM135 88V87H134ZM133 88V89H134ZM156 88V87H155ZM184 88V87H183ZM13 89V88H12ZM15 89H18V88H15ZM23 89V88H22ZM25 89H29V90H31L30 89V87L28 88V86H27V88H25ZM43 89V88H42ZM69 89V88H68ZM79 89V88H78ZM129 89V88H128ZM174 89V88H173ZM176 89V88H175ZM218 89V88H217ZM20 90V89H19ZM40 90V89H39ZM45 90V89H44ZM44 90H42L43 92H44ZM72 90V89H71ZM77 90V89H76ZM83 90V89H82ZM132 89H130L129 90V92L131 91ZM136 90V89H135ZM177 90V89H176ZM221 90H222V87H221ZM15 91V90H14ZM21 91V90H20ZM24 91H26V90H24ZM28 91V90H27ZM26 91V92H27ZM32 91V90H31ZM36 88L34 89V92L36 93ZM41 91V92H42ZM67 91V90H66ZM85 91V90H84ZM134 90H132V92H133ZM136 91H138V90H136ZM140 91H141V89H140ZM219 91V90H218ZM224 91V90H223ZM2 92V93H3ZM33 92V91H32ZM34 92H33V94L32 95H34ZM41 92H40V95H41ZM42 92V93H43ZM65 91H63V93H64ZM72 92V91H71ZM77 92V91H76ZM144 92H146V91H144ZM25 93V92H24ZM29 93H30V91H29ZM28 93V94H29ZM38 93V92H37ZM47 93V92H46ZM81 93H83V92H81ZM134 93V92H133ZM140 93V92H139ZM148 93V92H147ZM17 94V93H16ZM21 94V93H20ZM44 94V93H43ZM54 94V93H53ZM64 94H66V92L64 93ZM64 94L62 95L63 96V98H65L66 96H64ZM67 94H68V92H67ZM71 94V93H70ZM69 94V95H70ZM131 94V93H130ZM2 95V94H1ZM5 95V94H4ZM30 95V94H29ZM52 95V94H51ZM56 95V94H55ZM78 95V94H77ZM94 95V96H93ZM122 95V94H121ZM160 95V94H159ZM184 95V94H183ZM9 96H11L10 94H9ZM31 96V95H30ZM39 96V95H38ZM41 96H43V95H41ZM41 96H39V97H41ZM73 96H74V94H73ZM82 96V95H81ZM83 96H84V98H85V94H83ZM123 96H125V94H123ZM123 96H121V99L123 100L124 99V97ZM127 96V95H126ZM125 96V97H126ZM144 96V95H143ZM230 99H232L233 98V93H232V95H231V93H230ZM2 97H3V95H2ZM32 97V96H31ZM35 97H37V94H36V96ZM35 97H32V98H34V99H29V97H28V99H29V101L31 100H36L35 101V103H34V107H35V111H36V115H37V119L39 118L41 121H42V128L44 129V127H46V129H47V127L49 128L48 130H49V134H50V136H51V139H55V133L53 132V130H52V120L54 119V117L52 118H50V116H48L47 115V112L45 111V108H43V106H47L44 102L45 101H43V99H42V101L41 100H39L38 101V99H36ZM39 97H37V98H39ZM45 97V96H44ZM53 97V96H52ZM59 97V96H58ZM68 97V96H67ZM75 97V96H74ZM78 97H80V95H78ZM123 97V98H122ZM133 97V96H132ZM135 97V96H134ZM145 97V96H144ZM149 97V96H148ZM153 97V96H152ZM157 97V96H156ZM166 97V96H165ZM225 97V96H224ZM223 97V98H224ZM7 98H9L8 96H7ZM17 98V97H16ZM43 98V97H42ZM49 98V97H48ZM54 98V97H53ZM71 97L69 96V99H70ZM55 99V98H54ZM57 99V98H56ZM68 99V100H69ZM75 99H77V98H75ZM126 99V98H125ZM123 100L124 102L126 101V100H130V99H126V100ZM181 99V98H180ZM25 100V99H24ZM53 100V99H52ZM60 100H61V98H60ZM66 101V102H71V101ZM72 101L74 100V98L73 99H71ZM132 100V99H131ZM54 101H56V100H54ZM62 102L64 101V100H61ZM83 102H84V100H82ZM81 101V102H82ZM118 101H119V99H117V102L116 103H118ZM132 101H134V99L132 100ZM132 101H131V103H132ZM137 101V100H136ZM140 101V100H139ZM196 101V100H195ZM24 102V101H23ZM22 102V103H23ZM26 102H28V101H26ZM33 102V101H32ZM42 102H43V104H45V105H43L42 104ZM50 102V101H49ZM75 102V101H74ZM77 102V101H76ZM78 102H80V100H78ZM80 102V103H81ZM85 102H87V101H85ZM182 102V101H181ZM46 103L48 104V108L50 107L51 109H52V107L51 106H49V104L50 103H48V101H46ZM54 103V102H53ZM57 103V102H56ZM89 103V102H88ZM87 103V104H88ZM134 103H136L135 101H134ZM133 103V104H134ZM138 103V102H137ZM194 103V101L192 102V104ZM201 103L203 104V105H205V107L207 108V111H210V110H217V108H218V105L220 104V107H222V104L220 103V100L218 99V97H217V94H215L212 98H211V102L210 103H207V101H205V100H202L201 101ZM28 104V103H27ZM32 105H33V103H31ZM86 104V103H85ZM86 104V105H87ZM114 104H115V102H114ZM113 104V105H114ZM130 104V103H129ZM140 103H138V105H139ZM24 105V104H23ZM32 105L30 106V107H32ZM80 105V104H79ZM84 105V104H83ZM82 105V107H84ZM121 105V104H120ZM131 105V104H130ZM130 105H129V107H130ZM168 105H170V104H168ZM19 106H20V104H19ZM22 106V105H21ZM68 106V105H67ZM115 106V105H114ZM133 106V105H132ZM160 106V105H159ZM158 106V107H159ZM195 107H196V109L198 110V104L195 102V105H194ZM23 107H25V106H23ZM23 107H19V108H22V110L24 109ZM65 107H66V105H65ZM86 107V106H85ZM125 107V106H124ZM33 108V107H32ZM31 108V109H32ZM47 108V111H48V113H49V109ZM70 108V107H69ZM76 108V107H75ZM92 108V107H91ZM143 108V107H142ZM167 108V107H166ZM171 108H173V107H171ZM193 108V107H192ZM191 108V109H192ZM62 109H64V108H62ZM89 109V108H88ZM119 109V108H118ZM117 109V110H118ZM126 109V108H125ZM125 109H124V111H123V109H120V110H122L123 111V113H125L126 111H125ZM132 109V108H131ZM195 109V108H194ZM193 109V110H194ZM91 110H94L93 108L91 109ZM133 110V109H132ZM171 110H173V109H171ZM177 110H178V108H177ZM20 111V110H19ZM25 111V110H24ZM30 111V110H29ZM34 111V112H35ZM51 111V110H50ZM63 111V110H62ZM129 111V110H128ZM131 111V110H130ZM170 111V110H169ZM28 112V111H27ZM55 111H53L52 113L53 114H55L54 113ZM134 112V111H133ZM142 112V111H141ZM163 112H166V110L165 111H163ZM168 112V111H167ZM173 112V111H172ZM195 112H196V110H195ZM64 113H66V112H64ZM68 113V112H67ZM96 113V112H95ZM94 113V114H95ZM115 113V112H114ZM122 113V112H121ZM175 113V112H174ZM34 114V113H33ZM50 114V113H49ZM77 114V113H76ZM91 114V113H90ZM117 114V113H116ZM132 114V113H131ZM162 114V113H161ZM196 114V113H195ZM17 115V114H16ZM15 115V116H16ZM36 115H34V119L36 118L35 116ZM52 115V114H51ZM59 115V114H58ZM64 115V114H63ZM75 115V114H74ZM92 115V114H91ZM128 115V114H127ZM127 115H125L126 116V118L128 117ZM146 115V114H145ZM165 115H166V113H165ZM164 115V116H165ZM222 115V113H219L218 114V116H221ZM53 116H57V113H56V115H53ZM60 116H61V114H60ZM60 116L58 117V119H60ZM72 116V115H71ZM76 116V115H75ZM121 116V115H120ZM129 116H130V114H129ZM161 116V115H160ZM163 116V117H164ZM178 116V115H177ZM176 116V117H177ZM180 116V115H179ZM230 116V115H229ZM64 117V116H63ZM78 117H80V116H78ZM113 117H114V120L113 121H115V116L113 115ZM132 117V116H131ZM145 117V116H144ZM173 117V116H172ZM175 117V118H176ZM184 117V116H183ZM182 117V118H183ZM64 118H66V117H64ZM70 118H73V117H70ZM75 118H77V117H75ZM89 118V117H88ZM92 118V117H91ZM94 118H95V115H94ZM93 118V119H94ZM133 118V117H132ZM170 118V117H169ZM57 119V117H56V119H54L53 120V122L54 121H59ZM62 119V118H61ZM68 119H69V117H68ZM79 119V118H78ZM92 119V120H93ZM63 120V119H62ZM65 120V119H64ZM63 120V121H64ZM71 120V119H70ZM67 121V122H70V123H74L75 121H74V118L72 119L73 121L71 122V121ZM87 120V119H86ZM118 120V119H117ZM122 120V118L121 119H119V121H121ZM126 120V119H125ZM133 120V119H132ZM151 120V119H150ZM171 120V119H170ZM169 120V121H170ZM180 121H182V119L180 118L179 119ZM195 120V119H194ZM193 120V121H194ZM62 121V122H63ZM77 121H79V120H77ZM77 121H76V123H77ZM83 121V119H81L79 122H82ZM123 121V120H122ZM128 121V120H127ZM136 121H138V120H136ZM185 121V120H184ZM198 121V120H197ZM66 121H64V123H63V125H66V123H65ZM128 122H130V121H128ZM145 122H147V121H145ZM69 123V124H70ZM91 123H95V122H91ZM113 123V122H112ZM122 123V122H121ZM125 123H127V122H125ZM137 123V122H136ZM152 123V122H151ZM69 124H67V127H69L68 125ZM83 127L82 128H84V130H86V128H88L87 126L89 125V123H88V125H87V123H85L84 121H83ZM81 123L78 125V126H80V125H82ZM116 124V123H115ZM120 124V123H119ZM130 124V123H129ZM139 124H140V122H139ZM182 124H183V121H182ZM181 124V125H182ZM202 124H204V123H202ZM55 125L56 126H58V125H60V123L59 124H57V122H55ZM54 125V126H55ZM121 126H123V124H120ZM125 125V124H124ZM72 127H74L73 125H71ZM112 126H114V124L112 125ZM127 126H128V124H127ZM126 126V127H127ZM149 126V125H148ZM147 126V127H148ZM34 127V126H33ZM61 127H63V126H61ZM77 127V126H76ZM129 127V126H128ZM132 127V126H131ZM209 130L210 131H212V132H217L218 131V129H217V127L215 126V125H213V124H209ZM55 128V127H54ZM56 128H59V132H60V130H61V132H62V130L65 128V127H63V129H60V126H58V127H56ZM55 128V129H56ZM81 128V129H82ZM133 129H134V127H132ZM135 128H138V127H136L135 126ZM140 128V127H139ZM42 129V130H43ZM54 129V131H56ZM75 129V128H74ZM78 129H80V128H78ZM110 129H111V127H110ZM109 129V130H110ZM115 129H117V131H119V132H121L120 131V129H118V128H115ZM129 129V128H128ZM128 129H127V131H128ZM45 130V129H44ZM67 130V132H68V130H69V128L68 129H66ZM73 130V129H72ZM83 130V131H84ZM88 130V129H87ZM86 130V131H87ZM102 130V129H101ZM122 130V129H121ZM130 130V129H129ZM138 130V129H137ZM47 130H45V132H46ZM80 131H82V130H80ZM107 131H108V128H107ZM111 131V130H110ZM69 132H70V130H69ZM74 132H77V131H75L74 130ZM92 132H94V129H93V131L91 130V134H92ZM96 132V131H95ZM105 132V131H104ZM113 132H115V130L113 131ZM140 132V131H139ZM43 133V132H42ZM47 133V132H46ZM64 133H65V131H64ZM82 133V132H81ZM115 133H117L118 134V132H115ZM132 133H133V131H132ZM155 133V132H154ZM156 133H157V131H156ZM200 133V132H199ZM58 134V133H57ZM62 134H63V132H62ZM62 134L60 135L61 137H62ZM70 134V133H69ZM74 133H72V135H73ZM101 134H103V131H102V133ZM108 133H106L105 132V136L107 135ZM113 134V133H112ZM122 134V133H121ZM128 134H130L129 132H128ZM140 134V133H139ZM46 135V134H45ZM44 135V136H45ZM68 135V134H67ZM77 135V134H76ZM82 135L83 134H79V136H81L82 137ZM84 135H88L87 133L86 134H84ZM83 135V136H84ZM94 136H96L95 134H93ZM93 135H90V136H92L93 137ZM97 135H98V133H97ZM118 135H120V134H118ZM141 135V134H140ZM49 136V137H50ZM78 136V137H79ZM89 136V137H90ZM101 137L102 138V136L99 134L98 136H96V137ZM104 136V137H105ZM108 136H109V134H108ZM106 137V138H109V137ZM117 136V135H116ZM129 136H131V135H129ZM128 136V137H129ZM47 137V136H46ZM63 137H66V138H68L66 135H63ZM70 137H72L71 135H70ZM70 137H69V139H70ZM75 136H73L72 138L73 139H75L74 141H76L77 140V138H74ZM88 136H87V138H89ZM133 137H134V135H133ZM133 137H131L130 139H134ZM149 137V136H148ZM83 138V137H82ZM117 138V137H116ZM127 138V137H126ZM137 138H138V136H137ZM180 138L182 139V141L184 142V144L186 145V146H188V135H187V133H185L184 135H181L180 136ZM63 139H65V138H63ZM80 139V138H79ZM78 139V140H79ZM91 139H93V138H91ZM96 139H98V138H96ZM100 139V138H99ZM103 139H105V138H103ZM110 139V138H109ZM109 139H107V140H109ZM115 139V138H114ZM139 139V138H138ZM141 139V138H140ZM212 139V138H211ZM57 140L58 139H56L55 140V142H57ZM84 140V139H83ZM85 140H86V137H85ZM102 140V139H101ZM106 140V141H107ZM113 140V139H112ZM111 140V141H112ZM115 140H118V139H115ZM123 140V139H122ZM243 140V139H242ZM43 141V140H42ZM67 141H69L68 139H67ZM73 141V140H72ZM91 141V140H90ZM97 142L99 141V140H96ZM120 141H121V138H120ZM127 141V140H126ZM151 141V140H150ZM54 142V141H53ZM64 142H66V141H64ZM82 142V141H81ZM88 142H89V139H88ZM93 142V141H92ZM95 142V141H94ZM97 142H95V144L97 143ZM100 142V141H99ZM103 142V141H102ZM109 142V141H108ZM116 142V141H115ZM124 142L125 141H123L122 142V144H124ZM132 142V141H131ZM139 142V141H138ZM239 142H240V140H239V138L238 137H235L234 139H233V143H234V146H238V144H239ZM41 143V142H40ZM84 143H85V141H84ZM84 143H82L81 144V146L84 144ZM86 143H87V140H86ZM103 143H107V142H103ZM102 143V144H103ZM121 143V142H120ZM128 143V142H127ZM71 144H72V142H71ZM75 144V143H74ZM101 144V145H102ZM109 144V143H108ZM107 144V145H108ZM118 144V143H117ZM149 144V143H148ZM42 145L43 144H41V147H42ZM59 145V144H58ZM65 145V144H64ZM69 145H70V142H69ZM79 145H80V143H79ZM89 145V144H88ZM94 145V144H93ZM100 145V144H99ZM104 145V148H105V145L106 144H103ZM128 145V144H127ZM142 145H143V143H142ZM60 146V145H59ZM66 146V145H65ZM67 146H68V144H67ZM66 146V147H67ZM71 146V145H70ZM97 146V145H96ZM133 146V145H132ZM69 147V146H68ZM74 147V146H73ZM95 147V146H94ZM93 147V148H94ZM101 147V146H100ZM114 147H116V146H114ZM118 147H120V146H118ZM71 147H69V149H70ZM82 148V147H81ZM84 148V147H83ZM85 148H86V145H85ZM91 148V147H90ZM97 148V147H96ZM109 148V147H108ZM124 148H125V146H124ZM131 148V147H130ZM137 148V147H136ZM72 149V148H71ZM71 149L69 150V151H71ZM79 149V148H78ZM107 149V148H106ZM110 149V148H109ZM74 150V149H73ZM85 150V149H84ZM98 150V149H97ZM111 150V149H110ZM80 151H82V149H80ZM115 151V150H114ZM119 151H120V149H119ZM72 152V151H71ZM70 152V153H71ZM74 152V151H73ZM83 152V151H82ZM102 152H103V150H102ZM101 152V153H102ZM108 152H111V151H108ZM107 152V153H108ZM76 153V152H75ZM84 153V152H83ZM85 153H88L87 151H85ZM112 153V152H111ZM110 153V154H111ZM115 153V152H114ZM113 153V154H114ZM121 153V152H120ZM120 153H116V155H117V158H119V154ZM125 153V152H124ZM123 153V154H124ZM73 154V153H72ZM77 154V153H76ZM75 154V155H76ZM109 154V153H108ZM122 154V153H121ZM122 154V155H123ZM74 155V154H73ZM99 155V154H98ZM112 155V154H111ZM78 156H80V155H78ZM104 156V155H103ZM102 156V157H103ZM91 157V156H90ZM96 157V156H95ZM114 157H115V155H114ZM121 157V156H120ZM74 158V157H73ZM80 158V157H79ZM94 158V157H93ZM104 158H107V157H104ZM113 158V157H112ZM122 158H123V156H122ZM122 158H120V159H122ZM76 160H78L77 158H75ZM91 159V158H90ZM100 159V158H99ZM98 159V160H99ZM101 159H103V158H101ZM116 159V158H115ZM92 160V159H91ZM102 161V160H101ZM104 161V160H103ZM102 161V162H103ZM116 161V160H115ZM122 161V160H121ZM126 161V160H125ZM128 161V160H127ZM126 161V162H127ZM85 162V161H84ZM94 162H97V160L96 161H94ZM114 162V161H113ZM80 163V162H79ZM88 163V162H87ZM100 163V162H99ZM103 163H105V162H103ZM118 163H120V161L118 162ZM122 163V162H121ZM128 163H129V161H128ZM97 164H98V162H97ZM108 164H109V162H108ZM107 163H105V166L107 167V165H108ZM50 165V164H49ZM80 165V164H79ZM79 165H78V167H79ZM82 165V164H81ZM85 166V165H84ZM121 166V165H120ZM109 167V166H108ZM123 167V166H122ZM124 167L126 168L127 166H125L124 165ZM77 168V167H76ZM82 168V167H81ZM84 168V167H83ZM86 168V167H85ZM103 168V167H102ZM105 168V167H104ZM110 168V167H109ZM210 170H211V178L213 177L212 176V168H210V164H209V167H208ZM51 169V168H50ZM78 169V168H77ZM87 169V168H86ZM123 169V168H122ZM85 170V169H84ZM121 170V169H120ZM126 170H128V169H126ZM133 170V169H132ZM131 170V171H132ZM47 171V170H46ZM89 171V170H88ZM122 171H124V170H122ZM204 171V170H203ZM164 172V171H163ZM197 172V171H196ZM202 172V171H201ZM87 173H89V172H87ZM119 173H120V171H119ZM125 173V172H124ZM130 173V172H129ZM214 173V172H213ZM131 174V173H130ZM62 175V174H61ZM120 175V174H119ZM126 175V174H125ZM206 175V174H205ZM47 176V175H46ZM93 177L94 176H96V175H92ZM91 176V177H92ZM115 176V175H114ZM128 176V175H127ZM136 176V175H135ZM139 176V175H138ZM166 176V175H165ZM202 176V175H201ZM203 176H204V174H203ZM249 176V175H248ZM92 177V178H93ZM101 177V175H99V178ZM102 177H104V176H102ZM106 177V176H105ZM104 177V178H105ZM111 177V176H110ZM113 177V176H112ZM134 177V176H133ZM200 177V176H199ZM46 178V177H45ZM44 178V179H45ZM95 178L96 177H94V179H92V180H95ZM99 178L97 179V180H99ZM106 178H108V177H106ZM106 178H105V180H106ZM124 178V177H123ZM127 178V177H126ZM129 179H131L132 178V176L130 177V175H129V177H128ZM102 179V178H101ZM133 179V178H132ZM136 179V178H135ZM194 179V178H193ZM202 179V178H201ZM104 179H102V180H99V184H100V181H105ZM112 180H115V178L113 179L112 178ZM120 180V179H119ZM142 180V179H141ZM166 180V179H165ZM197 180V179H196ZM204 180H206V178L204 179ZM117 182H119L118 180H116ZM134 181H136V180H134ZM202 181H203V179H202ZM206 181H208V180H206ZM213 181H214V183H213V185H214V187H215V189L212 191V190H209V188H208V191H205V190H203V191H205V192H207L206 193V195H205V198L207 199V201H206V203H205V205L207 206V207H209L210 208V210H211V213L212 214H215V215H213V216H215L216 217V219H217V223L215 224V229H216V231L214 232V233H209L208 231V235L206 236V239L209 241L208 242V244H209V248H208V250H206V255H208L209 257H208V260H210L211 261V259H216L218 256H225L224 257V259L225 258H232V257H234V254H235V256L239 259V261H240V263L242 264V262H243V260H244V254H243V252L245 251V248H246V246L248 245V243H249V241L251 240L249 237L248 238H246V236H244V229H245V224L243 223H241V221L238 219L239 218V216H238V214H239V210H233V208H232V206H230V203H229V201H227L226 200V198H225V196H224V193L222 192V190L220 189V184L216 181V180H214V178H213ZM96 182V181H95ZM94 182V183H95ZM109 182V180L107 179V183ZM113 182H115V181H112V183H111V178H110V185H112V184H114ZM122 182V181H121ZM125 182V181H124ZM127 182H129V181H127ZM126 182V183H127ZM140 182V181H139ZM102 183V185L103 184H105L106 183V181H105V183H103V182H101ZM106 183V184H107ZM142 183V182H141ZM201 183V182H200ZM203 183V182H202ZM97 184H98V182H97ZM129 184V183H128ZM127 184V185H128ZM130 184H132V183H130ZM146 184V183H145ZM154 184V183H153ZM153 184H152V186H153ZM196 184V183H195ZM207 184V183H206ZM107 185H109V184H107ZM109 185V186H110ZM125 185V184H124ZM126 185V186H127ZM134 185H135V183H134ZM157 185V184H156ZM205 185V184H204ZM212 185V184H211ZM98 186V185H97ZM109 186H107V188L109 187ZM129 186V185H128ZM131 186H133V184L131 185ZM145 186V185H144ZM201 186V185H200ZM202 186H203V184H202ZM99 187V186H98ZM97 187V188H98ZM103 187V186H102ZM105 187H106V185H105ZM134 188H135V186H133ZM209 187H210V185H209ZM106 188V189H107ZM112 188H114V187H112ZM116 188H117V185H116ZM118 188H120L121 189V191H122V187H121V184H120V187H118ZM117 188V189H118ZM126 188V187H125ZM130 188V187H129ZM138 188H141V187H138ZM137 188V189H138ZM144 188V187H143ZM157 188V187H156ZM170 188V187H169ZM213 188V187H212ZM105 189V188H104ZM105 189V190H106ZM110 189H111V186H110ZM127 189V188H126ZM131 189V188H130ZM142 189V188H141ZM205 189V188H204ZM45 190V189H44ZM113 190V189H112ZM114 190H115V188H114ZM123 190H125V189H123ZM140 190V189H139ZM199 190H200V188H199ZM104 191V190H103ZM111 191V190H110ZM116 191V190H115ZM115 191H113L112 193L113 194H116V193H118V192H116L115 193ZM133 191V190H132ZM137 191V190H136ZM124 192H126V191H124ZM127 194H128V199H127V201L128 202H125L126 203V205L127 204H129V203H131V199L132 198H134V197H138V195L136 194L137 192H133V195H132V193H131V191L129 192V190L127 189ZM204 192V193H205ZM104 193V192H103ZM107 193V192H106ZM121 193V192H120ZM110 194V193H109ZM134 194H136V195H134ZM103 195V194H102ZM203 195V194H202ZM114 196V195H113ZM116 196V195H115ZM133 196V197H132ZM107 197H109V195H107ZM136 197V198H137ZM97 198V197H96ZM96 198L94 199L93 198V200H96ZM98 198H102V196L100 197H98ZM110 198H111V196H110ZM122 198V197H121ZM126 198V197H125ZM187 197H185V199H186ZM140 199V198H139ZM182 199V198H181ZM92 200V201H93ZM99 200V201H98ZM97 201H98V203L101 201L100 199H98ZM110 200V199H109ZM113 200V199H112ZM114 200H115V198H114ZM126 200V199H125ZM137 200V199H136ZM135 200V201H136ZM96 201V202H97ZM116 201V200H115ZM183 201V200H182ZM188 201V200H187ZM106 201H104L103 200V203H100V204H104ZM119 202V201H118ZM124 202V201H123ZM143 202V201H142ZM142 202H140V203H142ZM93 203H95V202H93ZM97 203V204H98ZM117 203V202H116ZM139 203V202H138ZM181 203V202H180ZM185 203H187V202H184L183 201V203L182 204H184V207H185ZM191 203V202H190ZM91 204V203H90ZM96 204V203H95ZM96 204V205H97ZM118 204V203H117ZM207 204H209V205H207ZM219 204V205H218ZM93 205V204H92ZM116 205V204H115ZM125 205V206H126ZM131 205V204H130ZM133 205V204H132ZM124 206V205H123ZM139 206V205H138ZM141 206V205H140ZM149 206V205H148ZM154 206V205H153ZM129 207V206H128ZM127 207V208H128ZM132 207V206H131ZM186 207H187V205H186ZM191 207V206H190ZM115 208V207H114ZM121 208H123V207H120V209ZM126 208V209H127ZM141 208V207H140ZM183 208V207H182ZM189 208V207H188ZM192 208H194V207H192ZM113 209V208H112ZM117 209V208H116ZM146 209V208H145ZM151 209V208H150ZM155 209V208H154ZM161 209V208H160ZM159 209V210H160ZM122 210V209H121ZM124 210V209H123ZM128 210V209H127ZM130 210V209H129ZM151 210H153V209H151ZM156 211H157V209H155ZM158 210V211H159ZM161 210H163V209H161ZM161 210H160V212H161ZM141 211V210H140ZM139 211V212H140ZM144 211V210H143ZM155 211V212H156ZM165 211V210H164ZM192 211H194V210H192ZM137 212V211H136ZM147 212V211H146ZM151 212V211H150ZM149 212V213H150ZM115 213V212H114ZM113 213V214H114ZM145 213V212H144ZM153 213V212H152ZM157 213V212H156ZM193 213V212H192ZM126 214V213H125ZM158 214H160L159 212H158ZM191 214V213H190ZM194 214V213H193ZM164 215V214H163ZM196 215V214H195ZM135 216V215H134ZM141 216V215H140ZM149 216V215H148ZM167 216V215H166ZM166 216H165V219H166ZM194 216V215H193ZM147 217V216H146ZM152 217V216H151ZM163 217V216H162ZM169 217V216H168ZM196 217V216H195ZM135 219V218H134ZM160 219V218H159ZM169 219V218H168ZM132 220V219H131ZM137 220V219H136ZM151 220H152V218H151ZM155 220V219H154ZM164 220V219H163ZM194 220H196V219H194ZM197 220H199L198 222H195L196 224H195V228H196V230L198 231V232H203V230H205V227L203 226V223L205 222H201V219H197ZM196 220V221H197ZM167 221V220H166ZM245 221V220H244ZM138 224H140L138 221H136ZM143 222V221H142ZM181 222V221H180ZM213 222V221H212ZM145 223V222H144ZM177 223V222H176ZM207 223V222H206ZM138 224H136V225H138ZM175 224V223H174ZM180 224V223H179ZM182 224V223H181ZM184 224V223H183ZM205 225V224H204ZM209 225V224H208ZM139 226V225H138ZM177 226V225H176ZM179 226V225H178ZM187 226V225H186ZM143 227V226H142ZM168 227V226H167ZM173 228H175V227H173ZM172 228V229H173ZM186 228V227H185ZM187 228H189V227H187ZM148 229V228H147ZM159 229V228H158ZM164 229H167V228H164ZM175 229H177V228H175ZM174 229V230H175ZM182 229V228H181ZM157 230V229H156ZM190 230H192V229H190ZM159 231V230H158ZM163 231V230H162ZM178 231H180V227H179V229H178ZM185 231V230H184ZM183 231V232H184ZM195 231V230H194ZM146 232V231H145ZM164 232H166V231H164ZM182 232V231H181ZM189 232V231H188ZM191 232V231H190ZM189 232V233H190ZM196 232V231H195ZM147 233V232H146ZM150 233V232H149ZM180 233V232H179ZM188 233V234H189ZM166 234V233H165ZM181 234H183V233H181ZM184 234H186V233H184ZM183 234V235H184ZM177 236V238H176V243H175V245H178L177 247H179V243L181 244H183V242H181V241H184V240H182L181 238H180V234H178V235H176ZM190 236V235H189ZM191 236H193V234H191ZM204 236V235H203ZM196 237V236H195ZM205 237V236H204ZM203 237V238H204ZM179 238V240H180V242L177 244V241H179V240H177ZM183 238V237H182ZM186 243L187 242H184V244L186 245ZM188 245V244H187ZM187 245L186 246H184V248H185V250H184V252H186V249H187ZM234 246H235V249H234ZM174 247H176V246H174ZM176 247V248H177ZM181 247H179L178 248V250L180 249ZM184 248H182V249H184ZM188 248L190 249V246H188ZM189 249H187V250H189ZM175 250V249H174ZM177 250V251H178ZM191 250V249H190ZM175 253H176V251H174ZM181 252H182V250H181ZM188 252V251H187ZM190 252V251H189ZM181 254V253H180ZM179 254V255H180ZM182 254H183V252H182ZM181 254V255H182ZM185 255H186V253H184ZM190 254V253H189ZM192 254V253H191ZM176 255V254H175ZM205 255V256H206ZM177 256H178V254H177ZM189 256V255H188ZM192 256V255H191ZM200 258H203V256H200ZM189 259H190V257H189ZM191 260V259H190ZM207 260H205V259H203L202 260V264H211L212 262H206ZM245 261V260H244ZM181 263V262H180ZM183 263V262H182ZM199 263V262H198ZM213 264H217V263H213Z\"/></svg>", "mask_w": 264, "mask_h": 264}, {"label": "water", "instance_id": "95a60500", "mask_svg": "<svg viewBox=\"0 0 264 264\" xmlns=\"http://www.w3.org/2000/svg\"><path fill=\"white\" fill-rule=\"evenodd\" d=\"M264 119V105L260 108ZM252 264H264V234L256 242Z\"/></svg>", "mask_w": 264, "mask_h": 264}]
</instances>
